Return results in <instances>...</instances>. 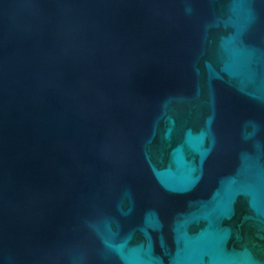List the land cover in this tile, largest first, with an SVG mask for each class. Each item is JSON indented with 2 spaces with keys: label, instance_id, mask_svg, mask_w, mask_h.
<instances>
[{
  "label": "water",
  "instance_id": "1",
  "mask_svg": "<svg viewBox=\"0 0 264 264\" xmlns=\"http://www.w3.org/2000/svg\"><path fill=\"white\" fill-rule=\"evenodd\" d=\"M0 264H264V0H0Z\"/></svg>",
  "mask_w": 264,
  "mask_h": 264
}]
</instances>
